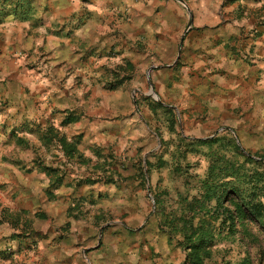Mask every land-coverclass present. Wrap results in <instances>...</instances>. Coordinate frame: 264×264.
Wrapping results in <instances>:
<instances>
[{
    "label": "rangeland",
    "instance_id": "obj_1",
    "mask_svg": "<svg viewBox=\"0 0 264 264\" xmlns=\"http://www.w3.org/2000/svg\"><path fill=\"white\" fill-rule=\"evenodd\" d=\"M60 1L83 9L102 34L89 69L93 84L75 87L72 68L63 66L54 91L43 87L54 97L57 89L60 106L36 104L32 119L7 116L0 98V264H45L46 251L71 239L83 243L82 264H95L92 250L122 264L145 254L156 264H182L184 250L159 228L154 194L168 202L207 170L200 149L185 151L186 137L221 135L256 159L264 155V74L252 56L264 3L249 12L255 27L241 32L232 26L231 0L216 24L198 21L190 0ZM71 15L61 18L69 37ZM220 27L231 31L222 40L209 32ZM221 45L224 61L242 60L243 69L208 54ZM254 231L259 240L238 233L215 246L207 263L238 264L248 254L250 264H264V231Z\"/></svg>",
    "mask_w": 264,
    "mask_h": 264
},
{
    "label": "crops",
    "instance_id": "obj_2",
    "mask_svg": "<svg viewBox=\"0 0 264 264\" xmlns=\"http://www.w3.org/2000/svg\"><path fill=\"white\" fill-rule=\"evenodd\" d=\"M17 1L0 0V98L6 99L8 102L7 116L15 117V119L25 116L32 119L36 104L42 106L45 101V104L53 102L54 106H60L62 97L61 99L58 98L57 89L53 93L55 97L50 92H45V94L47 93L45 97L43 87L46 86V91H49L47 86L55 85L52 81L56 82V75L60 76L63 66L70 65L72 68V78H76L75 83L72 82L76 85L75 87L83 85V82L88 85L93 84V81L90 82L89 69H93L96 63L97 57H95L93 49L96 47L97 40L102 38V34L93 27L92 21L83 14V9L76 7V5L72 6V3L63 2V4L60 0H51L48 3L47 0H40L38 5L33 8L31 0H28L27 3L23 0V8H25L23 9L21 6L17 8ZM190 1L196 6L193 9L198 21L216 24L224 18L221 8H223L225 0ZM231 1H234L232 9L238 10L241 7V12L236 10L232 17L233 22H235L232 25L233 29L235 30L237 26L241 27V32V29L244 30V26L247 29L244 32L253 29L255 27L253 21H256V18L249 16V12L256 10V6L260 8L264 0ZM26 8L28 10L25 13ZM68 13L72 14V22L75 24L70 37L66 35L68 28L64 27V20L61 21V18ZM261 18H264V15L260 16ZM58 22L61 24L60 27L56 28ZM263 29L260 26L255 30L260 32V40L256 41L257 47L252 56L255 57L253 69H262L264 74ZM227 30L225 27H220L209 32L216 39L222 40L225 35L231 34V31ZM105 46L103 43L102 47ZM208 54H217L218 59L227 66L228 62L231 63V68L235 71L243 69L239 65L242 60L238 61V65L234 60L224 61L225 55L222 45L208 50ZM42 64H45V68ZM47 66H49L48 69ZM51 89L53 92L54 86ZM78 89L76 88L71 92L72 94L76 93L75 98L80 97ZM3 114L0 112V117ZM67 242L65 240L56 252L46 251L45 258L43 257L45 264H82L79 252L83 243L77 239H71L70 243ZM95 251L97 250H92L90 253L95 264H122L121 262H123L121 257H116L118 255L110 253L105 255L102 250ZM130 261V264H156L146 254L142 257L134 255ZM157 264L160 263L157 262Z\"/></svg>",
    "mask_w": 264,
    "mask_h": 264
},
{
    "label": "trees",
    "instance_id": "obj_3",
    "mask_svg": "<svg viewBox=\"0 0 264 264\" xmlns=\"http://www.w3.org/2000/svg\"><path fill=\"white\" fill-rule=\"evenodd\" d=\"M16 6L23 8V0H18ZM156 105L166 114H174L161 102ZM226 138H184L189 146L186 152L200 149L208 159L207 170L191 175L195 181L186 182L185 193L175 198L167 193L168 202L161 193L154 194L159 228L184 250L182 264H209L207 260L218 244L233 240L238 233L242 241H257L256 225L264 231V155L257 152L260 158L256 159L251 151ZM176 170H181L178 163ZM238 264H250L249 255Z\"/></svg>",
    "mask_w": 264,
    "mask_h": 264
},
{
    "label": "water",
    "instance_id": "obj_4",
    "mask_svg": "<svg viewBox=\"0 0 264 264\" xmlns=\"http://www.w3.org/2000/svg\"><path fill=\"white\" fill-rule=\"evenodd\" d=\"M149 79H150V78H149ZM150 94H153V95L156 96V93H155V91H154V87H153V85H152V89H151V91H150Z\"/></svg>",
    "mask_w": 264,
    "mask_h": 264
}]
</instances>
